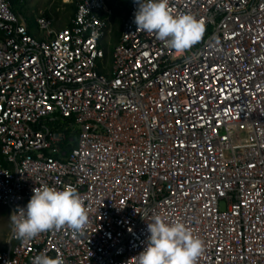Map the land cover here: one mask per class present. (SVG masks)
I'll return each mask as SVG.
<instances>
[{
    "label": "built area",
    "instance_id": "2783aa9c",
    "mask_svg": "<svg viewBox=\"0 0 264 264\" xmlns=\"http://www.w3.org/2000/svg\"><path fill=\"white\" fill-rule=\"evenodd\" d=\"M76 7L31 30L0 0V207L71 185L88 215L27 241L11 222L0 264H138L156 214L204 241L196 264H264V0H170L204 26L182 53L137 30L131 0L107 64L108 0Z\"/></svg>",
    "mask_w": 264,
    "mask_h": 264
},
{
    "label": "clouds",
    "instance_id": "9594fccd",
    "mask_svg": "<svg viewBox=\"0 0 264 264\" xmlns=\"http://www.w3.org/2000/svg\"><path fill=\"white\" fill-rule=\"evenodd\" d=\"M133 2L137 30L154 33L166 46L179 53L200 40L204 30L202 22L191 13H175L170 0ZM10 220L14 237L22 241L65 225L77 232H82L88 225L84 200L71 185L60 189L47 185L35 187L26 207L17 208ZM147 232L146 244L136 255L138 264H196L204 251L201 238L184 222L169 220L167 215H154L147 224ZM32 264H65V261L60 254L55 257L40 254L33 258Z\"/></svg>",
    "mask_w": 264,
    "mask_h": 264
},
{
    "label": "rangeland",
    "instance_id": "374dc122",
    "mask_svg": "<svg viewBox=\"0 0 264 264\" xmlns=\"http://www.w3.org/2000/svg\"><path fill=\"white\" fill-rule=\"evenodd\" d=\"M22 10L24 11L22 15L26 17L39 18L41 15L46 12H50L55 18L57 28H61L67 24L64 20V17L67 15L69 8L67 5H72L74 0H22ZM108 4H114L118 13H121L122 17L125 13V7L123 6L122 0H108ZM114 10L112 11L111 16L114 15ZM68 19V18H67ZM110 21V19H109ZM112 24V23H111ZM113 24L109 26L104 41H106L104 47L107 48L111 53L115 47L116 36L113 33ZM10 214L6 215L2 209H0V249H6L8 247V240L11 232V220Z\"/></svg>",
    "mask_w": 264,
    "mask_h": 264
},
{
    "label": "trees",
    "instance_id": "16d2710c",
    "mask_svg": "<svg viewBox=\"0 0 264 264\" xmlns=\"http://www.w3.org/2000/svg\"><path fill=\"white\" fill-rule=\"evenodd\" d=\"M130 1L131 0H122L123 6L125 7V13H124L123 17L121 15V13L117 12V10L115 9L116 7L114 6V4H108L109 8L112 11L113 10L115 11L114 15L111 16L112 19L110 18L109 26L113 24V31H114L113 33L116 36V40H115L116 44L120 41L122 33H123V28H124L123 20H124V17H126L128 12H129ZM11 2H12L13 10L16 13H21L22 14L24 12L22 10V5H23L22 0H11ZM67 7L69 8V11H68L67 15L64 17V20H66L65 22H67L68 24H66L65 26L70 25L71 19L75 16V13L77 11L76 0H74L72 5H67ZM45 15L48 16V17H53L50 12H46ZM103 17H108V15L107 14H103ZM26 18H27L28 23L30 24V29L32 30L34 28V26H35V18L31 17V16L30 17H26ZM56 25H57V22H56ZM65 26H63V27H65ZM105 43H106V41H103V45H105ZM105 49L107 50V56H106V60H105V63L107 64L108 61L110 62V60H111L112 53L107 48H105ZM101 70H102V68H101ZM56 125L57 126H55V129L57 131H60V132L64 133L65 136H66V141H65V144L63 145V148L65 150H67L68 152H71L72 149L76 146V141L73 144L72 143L70 144L69 143V139H70V137H75V140H76L78 135H79L78 131L74 130L71 127H69V124H68L67 121L60 122L59 124H56ZM0 163L3 166H5V163L3 162L1 155H0ZM0 209H2L6 215L10 214L9 208L0 207Z\"/></svg>",
    "mask_w": 264,
    "mask_h": 264
},
{
    "label": "crops",
    "instance_id": "0c3cea01",
    "mask_svg": "<svg viewBox=\"0 0 264 264\" xmlns=\"http://www.w3.org/2000/svg\"><path fill=\"white\" fill-rule=\"evenodd\" d=\"M68 24V23H67ZM61 28H63V27H61ZM11 212V211H10Z\"/></svg>",
    "mask_w": 264,
    "mask_h": 264
}]
</instances>
